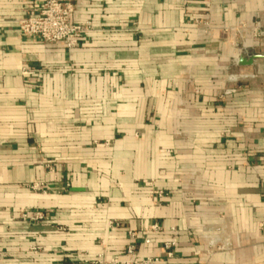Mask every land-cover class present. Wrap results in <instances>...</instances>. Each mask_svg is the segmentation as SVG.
<instances>
[{
    "label": "crops",
    "instance_id": "obj_1",
    "mask_svg": "<svg viewBox=\"0 0 264 264\" xmlns=\"http://www.w3.org/2000/svg\"><path fill=\"white\" fill-rule=\"evenodd\" d=\"M43 7L0 0V264H264V0H78L72 50Z\"/></svg>",
    "mask_w": 264,
    "mask_h": 264
},
{
    "label": "built area",
    "instance_id": "obj_2",
    "mask_svg": "<svg viewBox=\"0 0 264 264\" xmlns=\"http://www.w3.org/2000/svg\"><path fill=\"white\" fill-rule=\"evenodd\" d=\"M78 0H44V7L42 11L33 17H29L20 22V32L26 37H37L44 43L62 44L67 49L72 50L79 46L83 35L91 29V24L84 25L74 24L72 22L76 11V4ZM23 73H27L24 69ZM34 190H41V185L32 186ZM27 217L26 215L24 216ZM45 214L36 213L31 217L33 221H40L44 219ZM160 227L154 224L150 228V232H159ZM133 241L136 240L134 235H131ZM149 243V240H145ZM174 242H167L163 245V251L168 258L172 257V250L175 248ZM127 260L106 261L102 256L88 264H158L161 259L159 257H147L144 259H137L136 246L131 245L127 249Z\"/></svg>",
    "mask_w": 264,
    "mask_h": 264
},
{
    "label": "water",
    "instance_id": "obj_3",
    "mask_svg": "<svg viewBox=\"0 0 264 264\" xmlns=\"http://www.w3.org/2000/svg\"><path fill=\"white\" fill-rule=\"evenodd\" d=\"M261 58L262 56L251 54V55H248L247 57H242L239 60V65L243 67L251 66L254 63V61L261 59Z\"/></svg>",
    "mask_w": 264,
    "mask_h": 264
}]
</instances>
